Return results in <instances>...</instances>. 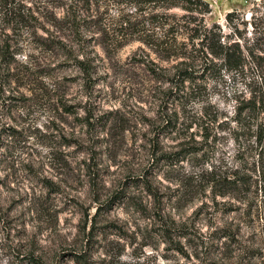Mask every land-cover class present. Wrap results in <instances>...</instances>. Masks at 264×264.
Masks as SVG:
<instances>
[{"label": "rangeland", "instance_id": "rangeland-1", "mask_svg": "<svg viewBox=\"0 0 264 264\" xmlns=\"http://www.w3.org/2000/svg\"><path fill=\"white\" fill-rule=\"evenodd\" d=\"M62 2L0 0V264H264V151L244 201L223 184L260 151L250 72L157 47L189 21L264 54V0H89L71 27Z\"/></svg>", "mask_w": 264, "mask_h": 264}, {"label": "trees", "instance_id": "trees-1", "mask_svg": "<svg viewBox=\"0 0 264 264\" xmlns=\"http://www.w3.org/2000/svg\"><path fill=\"white\" fill-rule=\"evenodd\" d=\"M156 5L158 2H162L161 6L163 10H170L173 8H179L183 11H198L203 4L201 0H147ZM89 0H63L62 7L65 8V20L69 27L74 26L76 14L81 11L84 4H88ZM208 12V11H205ZM229 17V14L228 16ZM71 19V21H66ZM181 26V29L177 31L178 34L181 31L183 41L177 43V40H166L157 44V47H161L162 50L168 52L170 55H177L181 53L182 49L189 48L188 53L194 54L195 59L203 56L206 60L209 57L220 61L221 68L225 71H241L245 69L250 72V78L248 83V96L242 99L237 105L234 111L235 122V135L238 132H245L254 138V144L260 149L257 154V160L252 162V168L248 174H240L238 169H235L233 179L224 181L223 184L227 186L230 193V197L236 201H244L247 195L253 193L252 187L255 181L253 178H260L262 175V168H260L261 156L264 151V54L261 49L256 48L254 45L241 46L240 41L234 40L229 42L228 37H223L220 34L212 33L211 29L203 28L198 30L197 26ZM128 23L125 21L124 23ZM185 24V23H184ZM55 38L65 40L64 36L57 35ZM48 39V38H47ZM199 46L195 49V46ZM209 61H212L211 59ZM82 65V64H81ZM83 69L86 68L83 66ZM183 81L190 79L189 74L185 72L182 74ZM257 164V165H256ZM225 195V194H221ZM264 239V237H263Z\"/></svg>", "mask_w": 264, "mask_h": 264}]
</instances>
